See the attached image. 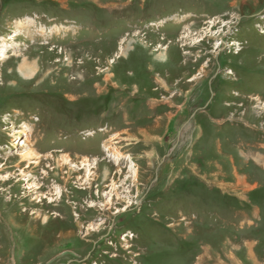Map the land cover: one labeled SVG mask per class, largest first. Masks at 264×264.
<instances>
[{"label": "rangeland", "instance_id": "374dc122", "mask_svg": "<svg viewBox=\"0 0 264 264\" xmlns=\"http://www.w3.org/2000/svg\"><path fill=\"white\" fill-rule=\"evenodd\" d=\"M0 264H264V0H0Z\"/></svg>", "mask_w": 264, "mask_h": 264}, {"label": "bare ground", "instance_id": "6f19581e", "mask_svg": "<svg viewBox=\"0 0 264 264\" xmlns=\"http://www.w3.org/2000/svg\"><path fill=\"white\" fill-rule=\"evenodd\" d=\"M20 69H21V67H20ZM28 80V79H27ZM66 105V104H65ZM32 152V151H31ZM30 155L32 154V153H29ZM25 156H29L28 154H25ZM22 158H24V156L22 155L21 156ZM152 226V225H151Z\"/></svg>", "mask_w": 264, "mask_h": 264}]
</instances>
